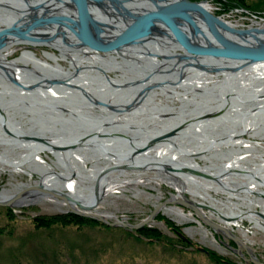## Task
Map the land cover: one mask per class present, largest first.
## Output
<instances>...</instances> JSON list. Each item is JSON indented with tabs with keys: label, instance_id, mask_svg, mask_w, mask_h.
<instances>
[{
	"label": "flooded vegetation",
	"instance_id": "af4514ba",
	"mask_svg": "<svg viewBox=\"0 0 264 264\" xmlns=\"http://www.w3.org/2000/svg\"><path fill=\"white\" fill-rule=\"evenodd\" d=\"M82 1L85 29L77 0H0L1 153L30 152L18 136L75 143L87 134L76 149L97 165L107 157L104 146L122 154V161L160 147L186 159L184 152L193 148L209 154L210 170L218 172L228 155L264 150L254 140L250 152L232 142L244 138L247 120L263 128L253 138L264 140L262 71L186 52L160 19L148 33L133 28L156 9L151 0ZM180 24L190 30L186 21ZM119 39L127 42L110 50L89 44ZM221 139L231 148L225 150ZM202 142L207 147L198 150ZM71 158L65 155L60 165L67 168ZM243 162L256 167L261 160Z\"/></svg>",
	"mask_w": 264,
	"mask_h": 264
},
{
	"label": "rangeland",
	"instance_id": "374dc122",
	"mask_svg": "<svg viewBox=\"0 0 264 264\" xmlns=\"http://www.w3.org/2000/svg\"><path fill=\"white\" fill-rule=\"evenodd\" d=\"M208 1L218 9L216 15L239 24L241 29L251 28L257 25H254L255 22L264 21V0ZM255 141L261 143L256 146L263 150L264 140ZM196 155L193 161L197 164L203 167L209 164L204 154ZM243 156L247 158L242 159L244 161H262L256 153L239 155L241 158ZM43 157L50 164L52 160L56 161L49 153H43ZM52 169L57 173L60 171L55 163ZM116 172V175L121 174L120 170ZM54 177L62 184L66 179ZM233 178L248 181V177ZM41 180L40 174L30 177L24 173L4 172L0 176V193L8 188L9 194L13 195L29 185L43 182ZM125 185L118 189V193L105 197L98 204L97 208L105 215L106 221L76 213L64 200L50 195V198L41 197L23 205H0V264H254L251 261L253 256L264 264V227L256 226L255 220L244 219L236 227L231 225V234L247 244L249 251L229 234L213 226L204 223L203 226L194 221L180 223L163 209L154 219L141 225L152 215L158 204L179 194L164 182L160 185L154 182ZM200 192L203 191L200 189ZM192 194L196 195L194 197L198 199L197 202L219 209L220 214L231 216L232 211L252 210V217L264 223V219L255 213H264L259 204L242 205L237 209L232 199L234 202L238 199H226L230 195L228 191L223 193L212 190L211 200L201 193ZM192 194L187 192L180 195V198L184 200L185 195L193 200ZM34 195L38 194H25L24 198ZM246 198L257 197L251 195ZM166 204H173L191 214L192 210L182 204ZM204 211L213 216L214 222L224 226L226 224L227 227L228 221L220 214V217L217 216L209 207H204ZM192 216L200 219L196 214ZM138 225L141 226L137 228ZM205 232L207 237L203 236ZM239 250L243 256L238 253Z\"/></svg>",
	"mask_w": 264,
	"mask_h": 264
},
{
	"label": "bare ground",
	"instance_id": "6f19581e",
	"mask_svg": "<svg viewBox=\"0 0 264 264\" xmlns=\"http://www.w3.org/2000/svg\"><path fill=\"white\" fill-rule=\"evenodd\" d=\"M152 2L155 3L156 9L155 10H164L167 7L171 8L173 4L179 2V0H151ZM192 1V0H191ZM202 6L207 9L210 13L213 15L215 12L218 10L216 7L212 5V3L208 0L201 1ZM173 9V8H172ZM154 10V11H155ZM173 11V10H171ZM170 12V11H169ZM188 14V17L192 18V22L190 23L186 21L183 17H180L179 26L181 25L180 23L182 21H186L188 23V28L190 26V30H184V33L189 41H194L196 40V37L199 35L201 38L199 41L203 42V37L201 33H199L196 29H202L199 24L197 23V19L199 18L204 25L207 26L205 23V20L201 17L200 12L198 11H188L185 12ZM216 16V15H215ZM221 20L226 22L232 27L240 28V25L231 21L227 20L224 17H220ZM161 21L166 24L168 27V31L174 35L173 30L170 28V26L167 24V22L163 19H160ZM193 24H196L195 26ZM257 24L256 26H252V28H259V29H264V21L260 22H255L254 25ZM181 28V27H180ZM187 28V29H188ZM243 29V28H242ZM247 29V28H244ZM203 30V29H202ZM207 32L206 30H204ZM208 33V32H207ZM209 35V33H208ZM175 37V35H174ZM176 38V37H175ZM197 38V39H198ZM205 38V37H204ZM204 59V58H203ZM205 62V60H204ZM199 67V66H198ZM200 67H203V69H208L210 68L209 65H202ZM219 69H228L229 67H222V65L217 66ZM258 73H261L262 71V76L264 75V64L260 65H253L252 66ZM216 69V68H215ZM257 122V121H256ZM202 125V122H201ZM260 126V125H259ZM257 123H253L250 120L245 121L244 125L242 126V131L245 132V135L243 139H236L238 137H235V139H232L233 143L240 144L243 143L244 147L242 148L245 152H250V147H253L254 140L253 136L255 134L259 133L263 128L259 127ZM87 134H80L79 137L74 138L75 143H71V141L65 142V141H56L52 140L49 138H40V137H20L18 136L17 138L20 141H27L28 145L31 146L30 152L25 154L24 152L21 154V157H9L7 155H4L3 153L0 152V176L4 172H9L10 174L13 173H24L26 175H29L30 177L33 176V174H40L42 176V180L45 184H49L54 186L56 184V187L63 188L61 189L64 191L66 194H69L71 196L79 197L85 204H91L92 202H95V200L98 199V195L101 197L100 200H103L105 197L109 195H114L118 193V189L120 187H123L125 184L126 185H134L135 183H157V185H160L161 183H167L173 188L176 189V192L179 194L178 196H174L173 199L171 200H176V199H181L180 195L185 194L187 192L189 193H201L203 197L211 198L213 197L211 194V191L214 190L216 192H223L228 193L229 197L227 196L226 199L231 201V198L234 197L238 200L234 202V199H232L233 205H235V208L240 209L242 205H249L251 206L253 203L259 204L262 207V210H264V172H262V169L264 170V150L263 151H258L256 154L262 159L260 165L256 167L254 166H246L247 163H244L243 161L246 160V157H242L244 160L239 159V155H228L226 159L221 160L222 162V168L220 171H218L217 175H222L219 178V181L215 182H209L205 179H201V177L192 174L191 172L184 171L182 169H178L177 171H168L166 169L167 166L170 167H175V168H182V167H189L192 169L204 171L207 173L215 174L217 173L214 170H210V165H207L206 167H203L199 164L196 163V161H193V157L197 156V152L193 151L195 149H189L187 152H184V154H187L189 157H185L186 159H182L180 156H178V152L176 151H169V150H164L165 148H158L155 151H148L139 157H129V160H120V157H122V154L112 151L108 147H103L106 149L104 152H106V158H101L100 161L104 162L101 165H97L95 160H92L89 157V154L84 152V151H79V149H76V147L81 146V144H84L86 141L89 140L90 136H85ZM249 135V136H247ZM97 136V135H96ZM252 137V138H251ZM158 138H161V136L156 137L153 139V142H157ZM228 138V137H227ZM242 138V137H241ZM252 139V140H250ZM256 140V139H255ZM254 140V141H255ZM98 141V140H97ZM222 142H225V150L230 149V143L227 141V139H221ZM235 141V142H234ZM99 142V141H98ZM97 142V143H98ZM259 145L261 144L259 141H256ZM100 144L101 147L104 144L103 142ZM52 145H62L69 147L66 150H56L53 147L51 148ZM207 147L205 142H202L200 147H198V150H204ZM241 147V146H240ZM181 149V148H180ZM179 149V150H180ZM222 149V148H221ZM221 149H216V150H221ZM142 150V149H141ZM138 151H140L138 149ZM137 151V152H138ZM183 152V150H180ZM192 152V153H191ZM43 153H49L53 155L56 159L52 160L53 163L50 164L47 162L44 157ZM155 153V156L153 155ZM253 154V152H250ZM71 154V163L67 164V168H64L61 166V159L65 156ZM205 154L206 158H209V154H206L204 152H200V155ZM152 156V157H151ZM151 157V158H150ZM150 158V159H149ZM54 163L58 168H60L59 171V176L62 177L64 180V183H60L59 180L56 179L55 176H57V172H54L52 168H54ZM126 164H134L138 166L137 168H131V169H121L119 175H116V171L113 170L110 173L105 174L104 169L111 166V165H125ZM145 165L155 167V169H150L147 168ZM233 166H240L242 172L236 171V169L232 168ZM51 171V172H50ZM237 172L238 176L242 177H248V181H237L240 179H234L232 173ZM262 172V174H261ZM53 173V174H51ZM51 174V175H50ZM122 175V177L120 176ZM216 175V174H215ZM256 176L257 178L253 177ZM73 179V180H72ZM100 179V193L96 194V183ZM93 180V182L91 181ZM218 183V184H216ZM125 185V186H126ZM231 188L232 190L230 191L229 189ZM200 189L203 192H200ZM88 191V193L86 192ZM10 191H8V188H4V191L0 193V199L4 200L6 198H9L11 195L9 194ZM37 194V193H35ZM254 195L257 198H246L251 195ZM200 195V194H199ZM247 195V196H244ZM193 200L196 201L198 200L194 196L195 194H192ZM41 197L44 198H50L47 194L45 193H40L38 195H34L33 197L28 196V198H24L21 201L16 202L17 205H23L28 202L36 201L39 199H42ZM221 202L224 203V200ZM100 202L97 203V206ZM203 204V203H201ZM176 205V203H175ZM204 205V204H203ZM94 211H97V214H100L103 216V214L99 211V208H97ZM75 208H79L80 206H74ZM204 207L212 209V211L215 214H219V209H215L210 206H200L198 207L200 212V215L198 212L194 209H191V214H196L200 219L197 217L192 216L189 213H186L182 208L176 207L173 204L171 205H165L163 203H160L156 206V210L162 211L165 210L166 213H169V215L173 216L176 220H178L180 223H186L190 221L197 222L203 226L206 223V220L213 221L211 215H209L207 212L204 211ZM80 209V208H79ZM82 210V209H81ZM155 211V210H154ZM158 212V214H160ZM157 214V215H158ZM231 216H235V219L228 220L227 227L226 224L225 227L226 229L233 231L231 225L234 227L240 225V221L244 219H253L256 222V226L258 227H264V223L258 219L253 218L254 217V211L248 210V211H243L239 210L238 212L232 211ZM253 216V217H252ZM105 217V215L103 216ZM220 217V216H219ZM106 218V217H105ZM204 223V224H203ZM208 225V224H207ZM202 232V231H200ZM204 237H207V233H203Z\"/></svg>",
	"mask_w": 264,
	"mask_h": 264
},
{
	"label": "water",
	"instance_id": "95a60500",
	"mask_svg": "<svg viewBox=\"0 0 264 264\" xmlns=\"http://www.w3.org/2000/svg\"><path fill=\"white\" fill-rule=\"evenodd\" d=\"M77 2L80 8L82 25L85 29L86 24L84 21L83 1L77 0ZM195 10L200 12L201 17L205 20V23L207 24L208 32L212 36L211 37L210 35H208V33L202 29L199 28L196 29L199 33H201L202 36L205 37V38L203 37V42L201 41L198 42L195 40L189 41L184 31L179 26L178 20H180V17H183L184 19H186V21L193 23L192 18L188 17V14H186L185 12L195 11ZM154 19L165 20L167 24L170 26V28L173 30L176 39L178 40V42L181 43L182 47L186 50V52L193 54L196 57L208 58L210 60L218 61L220 63H234V64H238L239 66H253V65L264 64V29L252 28V27L247 29H238L232 27L223 20H221L220 17L213 15L207 9H205L202 6L201 2L191 1V0H179V2L173 4L171 8L167 7L164 10L161 9V10L151 11L140 16L139 20L135 23L133 28L138 27L140 29H143V32L148 33V29L152 26ZM193 25L195 26L196 24ZM124 42H127V40L119 39L112 44L101 45V46L98 45L96 46L91 43L89 44L95 47L96 49L110 50ZM161 139L163 138L161 137L158 138L157 140H161ZM52 147L56 150H66L69 148L62 145H56V146L52 145L51 148ZM145 166L150 169H155V167L152 166H148V165ZM137 167L138 166L134 164H127V165L125 164L118 166L115 165L105 168L104 173L107 174L112 172L113 170L116 171L121 169H131ZM166 169L168 171H177L178 169H182L184 171L191 172L192 174H195L205 180L219 181V178L222 176V175H214L211 173L192 169L189 167L175 168V167L167 166ZM239 172H242V170H240ZM56 174L57 176H59L58 173ZM253 177L256 176L254 175ZM99 183H100V179L96 183V194L100 193ZM56 186H51V185L49 186V184L47 185V183L45 184L44 182H40L35 185H29L25 189H22L21 191H18L15 194L11 195L9 198H6L4 200L0 199V205H14L20 199L26 197L25 194L31 195L33 192L37 194L45 193L53 197L61 198L76 213L89 217H97L103 221H106L105 217L94 212L97 203L101 201L100 200L101 197L99 196L100 194L98 195V199L95 200V202H92L91 204H85L79 197L66 194L64 191L61 190L63 188H60V186L59 187ZM229 190L232 189L230 188ZM184 198H185L184 200L182 199L168 200L163 204H166L168 202L182 204L190 209L196 210L200 215L201 211L199 210L198 207L205 206V204L203 205L197 201L191 200L185 195ZM76 205L80 206L79 207L80 209L75 208L74 206ZM158 212L159 210H155L152 213V215L147 220H145L141 225H144L149 220L154 219L157 216ZM255 213L264 219L263 212L256 211ZM220 215L224 220L227 221L231 219H235V216H226L223 214ZM116 223L119 224L120 222H116ZM206 223L210 226H213L217 230H221L229 234L232 238H234V240L239 242L246 250L249 251V246L244 242H242V240L239 239L237 236L231 234L230 230L226 229L225 227L214 221L206 220ZM141 225H138L136 227L138 228ZM238 253L242 255V252H240V250L238 251ZM251 261L254 264H261L259 259H257L254 256L251 258Z\"/></svg>",
	"mask_w": 264,
	"mask_h": 264
},
{
	"label": "trees",
	"instance_id": "16d2710c",
	"mask_svg": "<svg viewBox=\"0 0 264 264\" xmlns=\"http://www.w3.org/2000/svg\"><path fill=\"white\" fill-rule=\"evenodd\" d=\"M168 224H171L170 222ZM145 230V229H144ZM147 230V229H146Z\"/></svg>",
	"mask_w": 264,
	"mask_h": 264
}]
</instances>
